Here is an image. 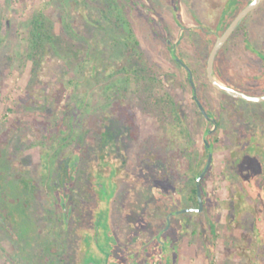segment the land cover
Returning <instances> with one entry per match:
<instances>
[{"label":"rangeland","instance_id":"rangeland-1","mask_svg":"<svg viewBox=\"0 0 264 264\" xmlns=\"http://www.w3.org/2000/svg\"><path fill=\"white\" fill-rule=\"evenodd\" d=\"M137 1L145 4L148 0ZM153 8L151 23L134 0H0V208L5 201L12 208L10 226L18 230L21 244L34 247V237L41 236L46 224L54 220L48 218L49 208L55 209L59 202L54 182L62 163L74 152L111 153L112 158L124 161L134 182L125 190L131 186L140 209L161 206L159 199L145 201L150 192L151 197L166 192L158 180L171 187L167 192L172 194L170 198L177 194L173 187L185 190L183 194L190 191L191 171L204 151L203 131L209 124L198 112L187 75L173 60L171 45L183 22L173 20L170 6ZM181 9L184 23L193 25L188 16L192 6L182 2ZM41 10L58 28L65 23L75 26L88 45L97 40L102 56L94 61L97 73L93 78L94 63H89L83 74L71 70L67 75L66 66L58 60L46 61L43 70L33 75V63L21 54L27 45L30 17ZM197 37L188 32L177 48L195 69L199 59L195 46L201 52ZM202 53L204 59L208 52ZM252 63L253 58L246 54L244 62L235 63V67L244 68V75L253 78L249 86L231 85L255 96L258 91L254 85L264 64L259 68ZM71 78L75 79L73 84ZM213 91L215 99L210 98V89H205L203 96L214 110L225 108L220 111L232 131L247 132L251 144L263 142L264 102ZM68 105L75 113L71 119L63 111ZM179 115L184 119L182 124ZM225 127L217 135L206 184L209 212L218 233L214 256L207 259L197 213L183 242L182 264H264V191L256 192L259 206L253 216L259 222L253 227L243 214L239 226L236 198H244L245 192L236 179L234 159L226 157L231 139ZM251 148L243 146V154ZM259 153L264 162V151ZM27 196L28 206L23 201ZM136 214L137 218L141 215L139 210ZM150 214L154 220L161 218L159 209ZM18 243L15 233L6 234L0 224V264H34L24 253L22 262L14 258L21 249Z\"/></svg>","mask_w":264,"mask_h":264},{"label":"flooded vegetation","instance_id":"flooded-vegetation-1","mask_svg":"<svg viewBox=\"0 0 264 264\" xmlns=\"http://www.w3.org/2000/svg\"><path fill=\"white\" fill-rule=\"evenodd\" d=\"M182 2H187L193 8L188 14L193 20V25L184 23ZM250 2L251 0H148L142 4L140 1L134 0V3L149 18L151 23L153 22L151 15L155 5L170 6L169 11H171L173 20L179 24L183 22L180 24V32L176 42L171 45L173 60L176 66L187 72L186 81L189 82L192 89L189 72L176 60L174 55L190 67L194 75L199 100L205 109H208V114L217 121V130L209 137L221 132L224 124H226L225 130L231 139V147L227 149L226 157H236L238 160L239 152L243 150V146L246 149L251 144L247 140L248 133L237 130L233 132L232 125L223 117V110L220 111L221 109L225 110V108L219 106V111H217L210 106L209 100L203 96L200 80H195L197 73L194 70L196 69L188 64L177 48L182 45L185 34L188 32L195 33L199 37L197 38L201 48V52H199L195 46L199 58L197 65L200 68L203 62L202 52H209L210 56L219 37L225 33ZM263 8L264 0L231 34L215 61V72L219 79L238 91L240 90L232 86L231 83L238 82L249 86V81H253V78L244 75V68L235 67V63L244 62V55L246 54V56L253 58L251 66L255 64L260 68L261 63L264 64V59L260 56V54H264ZM180 33L181 38L178 41ZM209 56L207 58V70ZM257 76L263 79L264 69ZM213 88L220 90L212 83L207 85L206 89H210L211 99L216 97ZM193 100L195 101L194 98ZM196 105L200 110L197 103ZM180 117L179 115L177 118L181 120L182 124L183 118ZM207 122L210 127L205 132L214 127L206 119ZM259 151H264V148H260L256 152L257 155L260 154ZM68 158V162L62 163L57 180L54 176V181L56 180L54 191L59 202L58 207L49 208L48 211V218L54 220L46 224L47 226L44 228L43 234L41 232V236L37 234L34 237V247L30 248V246L21 244L18 230L15 232L10 226V219L14 217L12 208L6 201L1 206L0 224L2 230L6 234L15 233L16 241L19 242L21 248L14 256L16 260L22 262L24 259L22 257L26 255L32 259L34 264L36 262L38 264H169L170 261L172 264H182L183 243H180L178 237L169 235L174 217L181 215L175 214L181 209L175 210L172 203H169L172 202L171 199L179 201L178 195L181 190L178 187H175L177 192L175 197L170 198L172 194L168 193L169 196H167V193H162L166 200L161 201V206L158 207L157 205L152 209H147V207L140 209L132 195L131 186L134 182L132 176L127 173L124 161L112 158L111 153L95 155L86 153L83 155L74 152L69 154ZM261 160L263 161L262 158ZM127 184L131 185L129 190H125ZM153 209H159L161 218L153 219L150 214ZM138 210L141 214L139 218L136 217ZM133 216L135 217L133 218ZM170 216L171 223L169 226L168 219ZM255 225L253 223V227ZM252 229V234L255 235L254 228ZM154 232V236L150 238ZM254 243L256 244L255 241Z\"/></svg>","mask_w":264,"mask_h":264},{"label":"trees","instance_id":"trees-1","mask_svg":"<svg viewBox=\"0 0 264 264\" xmlns=\"http://www.w3.org/2000/svg\"><path fill=\"white\" fill-rule=\"evenodd\" d=\"M110 6L109 11L112 9ZM93 27V26H91ZM96 27V26H95ZM94 28V27H93ZM28 34L25 39L27 42L26 48L22 52L23 58L29 59L34 67H33V75L36 77L38 72L43 70V64L46 61L58 60L62 64H64L67 68L66 74L68 75L71 70H74V74H83L85 67L90 63H94L91 70V77L93 78L95 72L97 73L95 60L101 57L102 48L99 47V44L96 40L95 44H87L86 39L81 37L80 34H77V29L70 23H65L61 27H57L53 20L46 16L43 10L39 11L36 14H33L30 17L28 24ZM1 41V36H0ZM99 54L101 56H99ZM209 56V52L207 56L203 59V63L200 68L194 70L197 73L195 76V80L199 79L201 83V89L204 92L207 85H210L209 78L207 77V58ZM187 75V72L184 71ZM90 77V78H91ZM187 78V77H186ZM74 78H71L70 83L73 84ZM189 84V82H187ZM76 86H78L76 84ZM75 87V86H74ZM257 88L258 94H254L255 96L264 95V78L258 79V83L254 85ZM207 109V108H206ZM72 108L70 105L64 106L63 111L67 114L65 117L72 118L75 116V113L71 111ZM208 111V109H207ZM72 112V113H71ZM202 119L206 121L200 110H198ZM69 115V116H68ZM184 120V119H183ZM210 127V124H209ZM209 127H207L203 132H205ZM217 133L211 135L209 137V142L214 146V151L216 150V145L218 142ZM252 148L247 151L243 150L239 152V160L242 159L241 164H239L238 158H233L236 162H234V166L236 168V179L240 185L244 187V198H236V208H235V219L239 226H241V221L239 217L244 214V218L247 217L249 220L257 224L259 219L253 216L258 210L259 201L258 195L264 191V162L261 160L259 156H257V151L260 148H264L263 142H255L248 145V148ZM210 151L209 148L204 144V151L200 153L198 156L196 166L191 171L193 174V185L190 188V191L187 194H183L182 190L178 195L179 201L170 200L172 202V207L175 210L182 209L183 207H196L198 208V191H197V177L204 170ZM243 162V163H242ZM1 168V167H0ZM241 170H244L241 172ZM208 175L203 179L201 183V189L203 193L204 199V210L200 213V225L202 228V236L207 244V259L213 258V254L215 252V244L214 241L218 236L217 233V225L213 218V215L209 212V197L206 191ZM244 181V182H243ZM162 190L167 193L171 188L167 187L166 183H161L159 180L157 181ZM169 186V185H168ZM14 187V186H13ZM159 187V186H158ZM176 191V188L173 187ZM263 189V190H262ZM15 190V188H14ZM185 191V190H183ZM256 192H259L256 194ZM243 193L242 191L239 192ZM152 192H150L149 196L145 201L151 200V198L160 200L164 202L166 199L164 196H160L155 194L156 197H151ZM168 194V193H167ZM169 195V194H168ZM158 196V197H157ZM26 206L30 201L29 197L23 198ZM189 204V205H188ZM196 212H190L186 214H181L179 216L174 217V223L172 225L171 230L169 231V235H173L175 238H179L180 243H183L189 233V224H192V219ZM242 227V226H241ZM245 233V228H244ZM242 256H245V252L241 253Z\"/></svg>","mask_w":264,"mask_h":264},{"label":"water","instance_id":"water-1","mask_svg":"<svg viewBox=\"0 0 264 264\" xmlns=\"http://www.w3.org/2000/svg\"><path fill=\"white\" fill-rule=\"evenodd\" d=\"M262 0H251V2L248 4V6L236 17V19L232 22V24L228 27V29L225 31V33L219 37L217 40L213 50L210 53L209 60H208V77L210 82L218 89L225 91L229 95L238 98V99H243L246 101H252V102H264V95L261 96H253V95H248L246 93H243L241 91H238L228 85H226L224 82H222L219 77L217 76L215 72V61L218 56V53L220 52L221 48L223 45L226 43L228 38L231 36V34L237 29V27L242 23V21L260 4ZM181 38V33L178 38V41ZM178 43V42H177ZM260 56L264 59V54H260ZM174 57L178 62L182 64V66L189 72L190 75V81H191V86H192V93H193V98L195 99L196 103L198 104L202 114L204 117L213 124V129L208 130L204 134V144L209 148L210 154L208 157L207 164L204 168V170L201 172V174L197 177V191H198V202L199 206L198 208H183L176 212L175 214H185V213H190V212H196V213H201L204 210V199H203V193L201 189V183L203 179L207 176L209 173L212 163H213V158H214V147L210 144L209 142V135L212 134L214 131L217 130L218 124L216 119L211 117L205 107L202 105L201 101L199 100L198 97V91L196 84L194 83V75L193 72L191 71L190 67L181 62L179 58H177L175 55ZM172 216V215H171ZM171 216L168 219V225L170 226L171 223ZM169 264H172V261L169 262Z\"/></svg>","mask_w":264,"mask_h":264},{"label":"crops","instance_id":"crops-1","mask_svg":"<svg viewBox=\"0 0 264 264\" xmlns=\"http://www.w3.org/2000/svg\"><path fill=\"white\" fill-rule=\"evenodd\" d=\"M171 188V187H170Z\"/></svg>","mask_w":264,"mask_h":264}]
</instances>
